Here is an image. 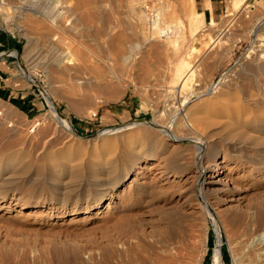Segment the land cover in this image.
Segmentation results:
<instances>
[{
  "label": "rangeland",
  "instance_id": "1",
  "mask_svg": "<svg viewBox=\"0 0 264 264\" xmlns=\"http://www.w3.org/2000/svg\"><path fill=\"white\" fill-rule=\"evenodd\" d=\"M181 1L185 5L175 0H94V13L101 2L109 24L125 29L129 42L133 38V43H140L145 35L153 39L152 48L147 42L134 57H128L125 49L114 54L113 49L119 55L115 57L105 40L96 39L101 24L97 17L69 30L68 18L61 26L44 17L27 23L21 11L0 8L1 37L7 34L18 42V53L7 52L14 54L8 59L17 64L12 82L25 99L24 106L20 101L17 106L0 102V264H158L159 258L164 264L175 247L187 250L182 252L192 263L205 251L201 264H212L217 230L224 264H235L239 255L242 264H254L255 244L264 241V223L245 232L234 219L264 203V106L260 102L256 106L264 98V57L252 51L253 42L264 40V30L254 31L264 23V3L245 0L235 10L233 0H224L215 23H210L201 17L196 3L193 8L191 0ZM50 3L20 4L47 9ZM157 8L161 15L155 26ZM218 26L233 35L245 27L252 31L212 67L202 65L204 87L217 84L226 73L231 87H225L228 93L216 104H203L194 85L181 91L178 71L173 69L192 45L201 53L207 39L220 33ZM34 40L36 48L29 53ZM51 43L83 49L92 81L71 79L66 68L73 65L67 61L60 70L49 65ZM45 92L71 131L60 125ZM180 99L194 111L202 107L198 116L206 118L191 136L214 144L207 158L217 156L216 169L223 171L224 182L204 194L207 204L189 176L197 146L176 145L167 136L161 139L152 124L164 111L161 120H168L171 106ZM27 100L36 109L27 111ZM235 100L248 105L240 109L231 104ZM228 122H233L232 128L244 124L247 137L233 136L234 128H224ZM122 125L129 129L112 137L99 135ZM109 137L112 140L105 144ZM160 166L166 170L163 177L156 175Z\"/></svg>",
  "mask_w": 264,
  "mask_h": 264
},
{
  "label": "bare ground",
  "instance_id": "2",
  "mask_svg": "<svg viewBox=\"0 0 264 264\" xmlns=\"http://www.w3.org/2000/svg\"><path fill=\"white\" fill-rule=\"evenodd\" d=\"M69 1H71V0H66V1H64V0H51V3H50L51 5L49 4V6H48L49 8H47V9L43 8L42 9V8H40L38 6H32V5L29 6V7H24L23 5L20 4L22 2V0H0V8H6L7 10L11 11L12 13H16V12H20L21 11L22 12L21 13L22 17L21 18L24 21H26L27 23L28 22H31V23L40 22V20H43L41 17H44V18H47V19H51L50 21L52 23L60 22L59 23V25H60V24H63V22H64V21L62 22L63 18H64V20H65V18H68L70 20L69 21L67 19L68 25L71 26L69 28V30H76L77 27H79L80 25H84V23H86V22L90 23V22L93 21V19L95 17H97V19L100 20L101 24H100V26H98L99 24L97 25V27H99V28H96V33L95 34L93 33V34L95 35L96 39L105 40L107 42L108 47H109V52L112 55H114L115 53H118L119 55H121L122 51H124V49H125V51L127 50L126 53L128 54V57H131V56L134 57L136 55L137 51L140 50V48H142L143 45L146 46L145 43L149 42L150 40H153L149 36L145 35L144 36L145 37L144 40L141 41L140 43L139 42L133 43V40H132L133 38L131 39V42H129L131 37H129V35L126 34L127 31H125V29L117 30L118 29L117 25H119L118 23L116 24V26H112V25L109 24V16H107V14L105 12L106 9L104 11H102L104 7L103 8L100 7L101 6V4H100L101 2H99L98 9L95 12L96 13L95 14L94 13V0H75L74 3L71 2L70 4H69ZM175 1L177 3H180L181 5H185L184 2L181 1V0H175ZM163 2L164 1H161V2L159 1L158 2L159 6ZM244 2H245V0H233L232 5H233V7L236 10L239 7L241 8V5ZM189 3H190V1H189ZM190 4L193 6V8L196 7L195 6V0H191ZM145 7H147V5ZM146 9L147 8H145V11H147ZM159 9L160 8H157L156 11L158 13L153 15L154 16L153 17L154 18L153 21H154L155 26H157L159 21H160L161 12L159 11ZM145 13H146V16L150 15L147 12H145ZM47 19H45V20L47 21ZM67 22L65 23L66 25H67ZM62 26H64V25H62ZM218 28H219V26H218ZM219 29H217L216 31H218ZM262 30H264V23L261 22L260 24L257 25V27L254 29V31L257 32V31H262ZM250 31H252L251 27L250 28L249 27H245L241 31V33H236L235 32L234 35H233V33L230 32L229 30H227V32H225V30H223L221 28L220 29V33L218 32L219 33L218 35L215 34L216 38H215V36L214 37L211 36V37H209V39H207V42H206L207 46L204 49H202L203 51L201 53H199V54L196 53L197 46H195V45H192L189 50L187 49L186 51H183L182 55L180 57L181 61H180L179 65H177L175 67V69H173L174 71H178V74H179V76H178L179 77V81L178 82H179V85H180L179 88H181V91L185 87H188L189 84H192V85L195 86V88H197L198 95L203 97L201 99L203 104H216L217 102L220 101V99H223L224 96H226V93H228L226 91L225 87L231 88V87H229L230 86L229 84H228V86L226 84V83H228L230 81L229 80L230 74L229 73L224 74V76H222L221 80H219V82H217V84H215L213 86H210V87L209 86L204 87L203 86V82L201 81V78H200V74H199L200 70L203 68L202 65H204V68L205 67H209V66L217 63L223 57L227 56L231 52V50L233 49V47L236 44V42L239 41L240 39H242L244 36H246L247 33L250 32ZM222 33H223V35H222ZM228 36L229 37L231 36V37L229 38ZM223 38H225L224 41H226L227 43L223 41ZM50 40H52V38ZM61 40H60V42H61ZM36 44L37 43H35V40L32 41V43H30V45H29V53H32L34 51V49L36 48L35 47ZM149 44H150L151 48H152L151 44L154 45L153 43H150V42H149ZM154 47H156V46H154ZM113 49H114V51L116 50V52L112 51ZM11 50H12V53H14V54L18 53L16 51V49H10L9 51H11ZM125 51H124V53H125ZM252 51H254L255 53L260 54L262 57H264V40H256L255 42H253ZM8 52H7V54H8ZM113 52H114V54H113ZM14 54H9V55L14 56ZM41 54H42V51L39 52L40 56H41ZM118 54L116 56H119ZM44 55L47 56L46 54H44ZM47 57H48L47 59L50 61L49 65H53L56 68H59V70H60L62 64L66 63V61L68 62L67 65L68 64H72L73 66L70 67V65H69V68L68 67L66 68L67 71L64 70L66 64L63 66L64 67L63 68L64 72L66 71V75H70L71 79H73V80L75 79V80H77V82L84 83V84H85V82H91L92 81L90 76H89L90 74L87 71L89 65L87 64V58L85 56V53H84L83 49L76 48V46H74V45H70V46L62 49V48H58V46H56L55 43H51L50 50H49V53H48ZM123 58H124V56H123ZM243 65H241V66H243ZM108 66H110V65H108ZM55 67H53V68H55ZM213 68H209V70H212ZM66 75H64V76H66ZM73 80H72V82H73ZM73 87H74V85H73ZM222 87H224V88L220 89ZM171 93H173V92H171ZM45 96L48 98L47 99L48 105L50 106V108L53 111L56 112L55 115L59 117L58 120L60 122V125L64 129H66L67 131H71V125H70L69 121L66 118L62 117V115L58 112L56 106L50 100L51 99L50 95L45 92ZM241 100H238L237 102L235 100L236 103H234V104L231 103V104L234 105V106H237V107L239 106L240 109L244 108L245 106L248 105V102L244 103L246 105H243ZM247 101H248V99H247ZM176 102L177 103H174V105L171 106V108H170L171 110L169 111L170 112V114H169L170 116H169L168 120H166V121H162L161 120V116H163L164 113H165V111H164V113H161V115L159 114V117L157 119L155 118V120L152 122V124H154L153 127H156L157 129H159L158 131H160V136H161L160 138L161 139L163 137L167 136V137L170 138L171 141L176 143V145L190 142V143H194L197 146L195 159L193 160L194 161V167H193V170H192V172H191V174L189 176H191L193 178L192 182L195 185L200 198L206 203V201L204 199V194L206 193V191L212 190L210 192H213V190H215V187H214L215 184L217 185V183L220 184V183L224 182V180H225L223 178L224 175L223 176L221 175L223 173V171L218 173V171L216 169V166L218 164V162L216 161V157L217 156L214 157V158H207L208 154L213 153L214 144L211 143L208 139L205 140L203 138H199L197 135H196V137L195 136H191L192 134L195 135V133H191V132H195V130H197L196 126H197V124H199L198 122H201L200 124H202V122L204 123L203 119L206 118V117L205 118H203V117L201 118L200 116H198V113L201 111L200 108H202V107L197 106L198 108L194 111L195 107L193 106L194 107V108L192 107L193 109L185 107V105H184L185 101H183L182 99H180V100H178ZM244 102H245V100H244ZM256 102H257L256 106H258V102H260L261 105L264 106V98H261V100H258ZM205 122H206V120H205ZM231 123L232 124H229V122H228L227 124H225L224 128L226 126L231 127V125H233V122H231ZM245 124H246V122H245ZM129 125H131V124H129ZM129 125H122L120 127H115V128H112V129H106L103 132H101V134H99V135H101V136L107 135V136H111L112 137V136H114V135H116L118 133H121V132L129 129ZM244 127H245L244 124H241V125L236 124V126L233 127L234 128V132H232V134L233 133H238V134H241L242 136L248 134V133L244 132V130H245V129H243ZM233 128L231 127V129H233ZM198 130H199V126H198ZM197 132H199V131H197ZM230 134H231V132H230ZM233 136H234V134H233ZM206 137L208 138V136H206ZM244 137H247V135L244 136ZM111 140L112 139H110V137H109V139L106 140L105 144H109L107 142H110ZM195 145H193V146H195ZM45 159L47 160V158H45ZM45 162L46 161H44V164H45ZM78 162L81 163L82 160H80ZM53 163L54 162H52V160H51V164L54 166L55 164H53ZM63 163H64V160H63ZM220 163H221V165H219V168H221V169L224 168L225 165H223V162L220 161ZM82 164H83V162H82ZM157 165H154V166H157ZM76 168H78V167H76ZM164 174H166V170H165L164 166L161 167L156 172V175H160L162 177H163ZM185 181H187V180H185ZM228 181H229V179H228ZM226 183L228 184V182H226ZM192 189L194 190V188H192ZM220 189H221V187L219 188V190ZM262 204L263 205H259L258 206L257 210H255V209H254V211H250L249 210L250 212H248V213L245 211L246 212V216H243L244 218L239 217V216L235 217L234 221L238 222L242 226V228H243L242 230L250 231V229L253 228L254 226H256V225L260 226L261 224L264 223V203H262ZM210 216L213 218V220H215L213 215H210ZM214 223L216 224V221H214ZM241 234H243V233H241ZM217 236L219 238V242L217 243V246L214 249L212 264H224L223 263V259H222L220 232L218 230H217ZM175 237H177V236H175ZM205 238H206V236H205ZM183 242H185V241L183 240L181 242V244L183 245V247L184 246L186 247L187 244L184 245ZM255 247H256L255 249H256L257 252H256V256H253V257H256V259H254V260H256L255 261L256 263L254 262V264H264V262L262 261L264 259V241L257 242L255 244ZM233 250H234V248H233ZM182 251L186 252L187 250H181L180 248H176V247L173 248L172 249V253H169V255L167 256L166 260L164 261V264H201L202 257L205 254V251L199 252L198 257L196 256L197 258L195 259L196 260L195 263H192L191 261H189V260H187L185 258L186 255H184L185 253H183ZM235 251H237V249ZM234 253L232 251V254H234ZM235 256H236V254H235ZM238 257H234L235 264H242L239 261ZM159 259H158V264H159ZM192 259H194V258H192ZM162 260H164V257H163Z\"/></svg>",
  "mask_w": 264,
  "mask_h": 264
},
{
  "label": "crops",
  "instance_id": "3",
  "mask_svg": "<svg viewBox=\"0 0 264 264\" xmlns=\"http://www.w3.org/2000/svg\"><path fill=\"white\" fill-rule=\"evenodd\" d=\"M224 0H195L196 6H198V11L202 16H204L205 21L212 20L210 23H215L214 17L219 13L220 10H222L223 2ZM260 2L264 3V0H258ZM18 42L15 39H12L7 34L4 37H1L0 35V102H5L7 104L16 105L18 101H20V105H23L25 103V99H22L18 94V88L16 84H13L12 78L16 76L14 74V71L16 72V63L15 60H9L8 57L12 56L7 54L6 52L10 49H16ZM6 46V49H2V47ZM3 63L4 65H1ZM11 80H7V79ZM18 96V97H17ZM20 100H19V99ZM29 100H27V105H25V109L27 111L34 109V102L28 103ZM31 104V105H30ZM33 104V105H32ZM24 106V105H23ZM23 108V109H24ZM22 109V110H23ZM36 109V108H35Z\"/></svg>",
  "mask_w": 264,
  "mask_h": 264
},
{
  "label": "water",
  "instance_id": "4",
  "mask_svg": "<svg viewBox=\"0 0 264 264\" xmlns=\"http://www.w3.org/2000/svg\"><path fill=\"white\" fill-rule=\"evenodd\" d=\"M2 54V53H1ZM0 54V55H1ZM59 111V110H58ZM95 134L93 133V134H91V136H94ZM220 239H222V236H221V234H220ZM221 245H222V241H221ZM223 259V258H222Z\"/></svg>",
  "mask_w": 264,
  "mask_h": 264
},
{
  "label": "trees",
  "instance_id": "5",
  "mask_svg": "<svg viewBox=\"0 0 264 264\" xmlns=\"http://www.w3.org/2000/svg\"><path fill=\"white\" fill-rule=\"evenodd\" d=\"M21 109H23V107H20ZM224 251V250H223ZM223 256H224V260L226 261V258H225V252H224V254H223Z\"/></svg>",
  "mask_w": 264,
  "mask_h": 264
},
{
  "label": "built area",
  "instance_id": "6",
  "mask_svg": "<svg viewBox=\"0 0 264 264\" xmlns=\"http://www.w3.org/2000/svg\"><path fill=\"white\" fill-rule=\"evenodd\" d=\"M1 112V111H0Z\"/></svg>",
  "mask_w": 264,
  "mask_h": 264
}]
</instances>
